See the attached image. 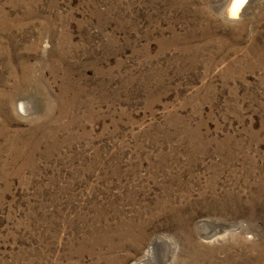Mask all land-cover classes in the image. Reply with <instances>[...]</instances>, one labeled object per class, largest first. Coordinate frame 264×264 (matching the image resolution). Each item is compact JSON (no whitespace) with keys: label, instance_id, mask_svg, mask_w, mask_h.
I'll use <instances>...</instances> for the list:
<instances>
[{"label":"rangeland","instance_id":"1","mask_svg":"<svg viewBox=\"0 0 264 264\" xmlns=\"http://www.w3.org/2000/svg\"><path fill=\"white\" fill-rule=\"evenodd\" d=\"M214 1L0 0V264H264V0Z\"/></svg>","mask_w":264,"mask_h":264},{"label":"bare ground","instance_id":"2","mask_svg":"<svg viewBox=\"0 0 264 264\" xmlns=\"http://www.w3.org/2000/svg\"><path fill=\"white\" fill-rule=\"evenodd\" d=\"M213 1V0H212ZM253 0H248V3L252 2ZM212 9L223 19H227L229 21H235V17L231 15L230 12V4L228 0H216L212 2L211 5ZM242 8V11H243ZM229 17V18H228ZM23 100V99H22ZM200 222V221H199ZM204 221L198 225V229L200 231V235L206 234L208 237H212L215 234V231L209 226V223ZM214 227V226H213ZM218 230V229H217ZM222 233V231H220ZM217 235V234H216ZM215 235V236H216ZM171 241L163 236H155L152 241L149 243V246L144 254V256L140 257L139 259L133 264H162L161 260L165 258V250L170 248Z\"/></svg>","mask_w":264,"mask_h":264},{"label":"snow or ice","instance_id":"3","mask_svg":"<svg viewBox=\"0 0 264 264\" xmlns=\"http://www.w3.org/2000/svg\"><path fill=\"white\" fill-rule=\"evenodd\" d=\"M230 4V12L232 16H237L241 7L246 3V0H228Z\"/></svg>","mask_w":264,"mask_h":264},{"label":"water","instance_id":"4","mask_svg":"<svg viewBox=\"0 0 264 264\" xmlns=\"http://www.w3.org/2000/svg\"><path fill=\"white\" fill-rule=\"evenodd\" d=\"M248 0H246L247 3ZM246 3L241 7L239 14L235 17L236 20H238L241 16L242 8L246 5ZM229 18V17H228Z\"/></svg>","mask_w":264,"mask_h":264}]
</instances>
